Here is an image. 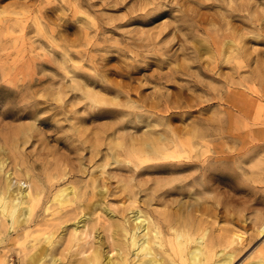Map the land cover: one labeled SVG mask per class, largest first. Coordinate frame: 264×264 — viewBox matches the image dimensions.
<instances>
[{"label": "rangeland", "instance_id": "374dc122", "mask_svg": "<svg viewBox=\"0 0 264 264\" xmlns=\"http://www.w3.org/2000/svg\"><path fill=\"white\" fill-rule=\"evenodd\" d=\"M3 158L0 183L8 171L13 185L40 186L27 232L0 216L4 264H25L44 233L54 234L52 258L38 264H77L93 248L114 255L112 222L136 207L161 222L164 239L170 221L193 227L188 245L203 236L208 263L226 253L230 264L255 262L264 256V0H0ZM70 183L77 194L60 208L52 196ZM46 202L60 213L44 212ZM78 209L88 221L73 249Z\"/></svg>", "mask_w": 264, "mask_h": 264}, {"label": "bare ground", "instance_id": "6f19581e", "mask_svg": "<svg viewBox=\"0 0 264 264\" xmlns=\"http://www.w3.org/2000/svg\"><path fill=\"white\" fill-rule=\"evenodd\" d=\"M3 153H4V151H3ZM5 158H3L2 160L0 159V170L4 166L3 162H5ZM184 166L185 165H183V167ZM3 170H5V168ZM1 172H2V170H1ZM5 173H7L5 176V181L4 182L2 181L3 183H0V216H2V219L4 218L3 216H5L6 214H7V216H10L11 227H12L11 230L14 229V226H22L24 228L23 232H27V231H25L26 228L24 227V224L28 223L30 220L32 221V213L34 212L33 206H34L35 200L37 199V195H38L37 193L40 189L39 188L40 186L38 184L36 185L35 183L31 182L29 179H23V180L19 179L17 181H14L16 183H15V185H13L12 178H11V175H12L11 172L6 171ZM16 178L18 179V177H16ZM52 182L54 183V181H52ZM50 183H51V181H50ZM50 183H49V186L52 185L51 187H53V185L55 184V183L54 184L53 183L50 184ZM94 183H95V181H94ZM64 185H62V187L60 186L58 189L56 188L57 190L54 193V195L52 196V201L54 203L56 202L55 204L58 203L60 208L67 206V205L69 206L73 202V199L70 198L69 196L71 194H77L75 186L71 185V183L66 185V186H64ZM93 185H92V188H94ZM42 193H43V191H41V194ZM187 193H189V192H187ZM43 197H44V195H43ZM80 198H81V196H80ZM55 204H54V206H55ZM52 205L53 204H51L50 206H52ZM84 205H85V203H84ZM66 208H68V207H66ZM103 208H104V206H103ZM79 210L81 211L82 209H78V211ZM63 211H64V209H63ZM95 211H97V210H95ZM44 212H46L50 215H53V214H55V212L60 213V210L56 209V208L54 210H51V209L49 210V205L46 202V205L44 206ZM105 212L107 213V215H110L111 217L113 216V212L111 210L105 208ZM46 213H45V215H46ZM129 213H131V214L128 215V217H125L124 219H122V221L118 220V221L112 222L113 227H114V231H112V232H115V233L118 232L119 233L118 235H120L118 237L122 238V239L121 238L118 239L111 232L113 234V236L116 237L117 240H119L117 242V246L112 248V249H115L114 255H112V253H110V252H105V251H103V252H105V253H103L102 250H105L104 248L101 249V251L98 248H93V250H91L90 254L88 256H86L84 258V260H81V262L80 263L78 262V263L79 264H230L232 262L233 257L231 255V253H226L220 259H217V260L215 259L211 263H208L207 252H206V250L202 244L203 236H199L197 239H195L196 242L193 246L188 245V242L191 240V237H192V233L190 232V230L193 227L189 230L188 229L189 227H187V225H185V223H181L182 221L178 224H176L177 223L176 221H175V223L173 221H170L169 222V229L172 230L171 236L167 239H164V237L162 235V230L164 229V227L161 224V222H158L157 220H156V222H154L152 220L154 216L151 217V216H148V214L141 213V210L137 207L133 208V209H129ZM85 214H86V212L82 210V213H80L76 218H74L68 224V225H71V227H72V228L70 227L71 228V232H70V235H71L70 238L71 239L70 240L73 243L72 244L73 249H75L74 246L76 247L78 245V241L80 240L81 236L84 234L85 228L87 227L88 216H85ZM20 215H22V217H20ZM104 215H105V213H104ZM180 216H181V214H180ZM45 217H47V216H45ZM45 217H43V218H45ZM65 217H66V215H65ZM93 219H95V218L93 217ZM93 219H91V220H93ZM117 219H119V218H117ZM129 219L133 223L128 222ZM45 222H46V220H45ZM93 222H94V220H93ZM186 222H187V220H186ZM50 224H51V222H50ZM44 228H46V227L44 226ZM36 229L37 228H35V230ZM38 229H39V227H38ZM48 229H50V227ZM258 229H259L258 230L259 234H261V237L264 238V222H262V224L259 226ZM98 231H99V228H98ZM35 232H37V231H35ZM35 232H33V233H35ZM48 232H49V230H48ZM89 232H90V230H89ZM89 232H86V233H89ZM42 233H44V232H42ZM97 233H96V236H97ZM29 234L30 233H27L25 235V238H27L29 236ZM90 234H91V232L88 234V237ZM234 235H236L237 238H240V236L238 234H234ZM33 236H35V235H33ZM52 236H51V234L46 235V233H44L43 236L42 235L40 236L41 239H42V237H44V238L46 237V241H47L45 243L46 245H42V246H40L39 249H37V251H34V252L31 251V253L27 254L26 255L27 256V262L25 264H38V263H40V261L43 258H45L46 255H48L50 258H52V256L50 254H47V246H50V244L52 243V240H53ZM98 236H99V234H98ZM36 239H31L33 241H30V242H32L30 244V246H32L33 248L35 247V244L38 243ZM89 241H91V240H89ZM32 247H30V248H32ZM68 247H70V246H68ZM72 247H71V249H72ZM154 247H156L157 250H154ZM68 249H70V248H68ZM112 249H110V250H112ZM84 251L85 250L83 248V250H78L77 253L83 254ZM25 252H27V250H25ZM72 252H74V251H72ZM262 252H264V251H262ZM213 253H215V252H213ZM24 254H26V253H24ZM65 254H66V252H65ZM80 255H79V257H80ZM61 257H62V255H61ZM76 257H77V255H76ZM0 258H2L1 264H4L6 260L5 261L3 260V255H0ZM55 258H56L55 260L58 262L59 260H57L56 256H55ZM22 260L24 261L23 258H22ZM53 260H54V258H53ZM56 261H55V264H56ZM75 262H76V260H75ZM52 263H53V261H52ZM248 264H264V256L260 255L257 259H255V262H251Z\"/></svg>", "mask_w": 264, "mask_h": 264}]
</instances>
